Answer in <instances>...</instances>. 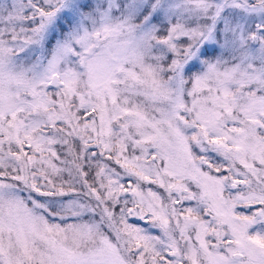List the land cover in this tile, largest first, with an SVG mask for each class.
<instances>
[{"label":"snow or ice","instance_id":"obj_1","mask_svg":"<svg viewBox=\"0 0 264 264\" xmlns=\"http://www.w3.org/2000/svg\"><path fill=\"white\" fill-rule=\"evenodd\" d=\"M0 264H264V0H0Z\"/></svg>","mask_w":264,"mask_h":264}]
</instances>
